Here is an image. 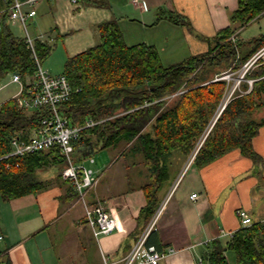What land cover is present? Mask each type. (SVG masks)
<instances>
[{"label": "crops", "instance_id": "1", "mask_svg": "<svg viewBox=\"0 0 264 264\" xmlns=\"http://www.w3.org/2000/svg\"><path fill=\"white\" fill-rule=\"evenodd\" d=\"M236 7L237 0H42L29 26L35 41L51 50L60 45L63 49L59 70L43 65L51 75L62 74L68 58L98 45V26L111 20L118 23L127 45H153L163 65L169 66L208 52L209 40L229 26ZM15 26L10 23L12 32ZM246 26L230 40L241 46L236 48L237 59L253 50L252 40L257 38L240 39ZM20 83L24 89L21 78ZM245 84L247 93L251 88ZM17 85L18 96L13 98L23 94ZM255 117L264 119V107ZM94 140L87 153L75 157L97 177L87 202L99 201L113 214L115 231L95 238L85 222L83 205L70 197L73 189L60 176L64 165L47 167L36 173L47 183L42 191L8 202L0 198V264H101L103 256L120 260L130 251L148 224L138 220L145 205L141 186L147 181L146 172L134 159L121 155L122 146L98 151ZM252 147L260 164L234 150L201 168L190 163L183 172V165L174 184L168 185L170 180L165 184L159 193L163 210L151 242L159 250L171 247L177 253L160 264H201L213 240L228 239L225 233L240 229L238 210H244L253 223L264 222V126ZM174 160L184 164L186 159L174 157L172 164ZM192 194L197 195L195 200L190 199Z\"/></svg>", "mask_w": 264, "mask_h": 264}, {"label": "trees", "instance_id": "2", "mask_svg": "<svg viewBox=\"0 0 264 264\" xmlns=\"http://www.w3.org/2000/svg\"><path fill=\"white\" fill-rule=\"evenodd\" d=\"M12 2L0 0V81L8 74L19 75L24 85L22 96H27L30 85L26 82L33 81L36 63L24 37L11 30L8 10ZM263 13L264 0H237L229 26L209 40L212 46L208 52L169 66L163 65L153 45H127L116 20L98 26V45L66 60L62 75L71 94L59 106V113L74 127L95 123L72 142L75 154L87 153L94 138L98 151L122 146V156L143 166L147 176L141 186L145 205L138 216L143 223L149 224L159 207V193L170 180L173 158H190L204 136L192 161L196 167L207 166L234 150L255 164L261 163L252 140L264 126V119L255 117L264 107V64L246 74V79L254 80L251 89L242 93L248 87L241 83L205 134L226 93V81L216 78L228 70L237 72L264 47L262 34L252 40L253 50L237 59L239 43L230 42V38ZM34 51L42 63L51 47L36 39ZM179 90L184 92L168 99ZM48 110L21 108L17 98L0 105V198L5 202L42 191L47 183L38 180L36 173L64 165L58 148L8 156L11 140L27 138L36 131ZM70 197L77 198L73 190ZM154 234L153 229L147 244L159 250L151 242ZM201 264H264V222L241 227L228 239L213 240Z\"/></svg>", "mask_w": 264, "mask_h": 264}, {"label": "built area", "instance_id": "3", "mask_svg": "<svg viewBox=\"0 0 264 264\" xmlns=\"http://www.w3.org/2000/svg\"><path fill=\"white\" fill-rule=\"evenodd\" d=\"M41 1L42 0H13L8 12L10 23L18 26L24 33L23 37L25 43L32 52L36 63L34 80L26 91L27 96L18 98L19 107L29 110L48 108V115L41 119L39 128L33 131V134L29 135L27 138L15 137L11 140L8 156L22 157L36 152L58 148L64 160V167L60 173L61 178L69 183L76 194L77 201L83 205L85 221L90 227L93 236L95 238L106 236L115 231L116 221L113 214L109 212L101 202H95L92 206L88 204L86 195L87 192L92 190L97 184V177L91 168L86 167L83 163L78 161L79 159L77 160L72 144V142L79 138L80 133L85 127L94 126L95 123L87 122L84 127H74L61 116L58 108L70 97L71 86L64 75H51L41 66L34 51L35 40L28 32L29 22L35 17V8ZM230 40H234V38L231 37ZM260 64H264V47L255 52V54H253L238 70L239 76L236 77V80L232 79L235 81L231 89L233 93L239 90L238 87L242 82L247 83L251 87L253 81L246 79L245 76ZM229 79L231 80L230 76H220L216 78V80H224L226 82H229ZM11 82L19 84L20 89H23L19 75H13ZM183 92L184 90H180L177 95ZM171 97H175V95ZM231 97L232 96L229 98L231 99ZM224 108L225 106L220 104L216 112V118L210 123L205 135L208 134ZM204 139L205 136L202 138L201 142H199L194 154L190 157V163ZM89 161L90 163H94L93 159H89ZM196 198V194L190 196L191 200H195ZM160 212L161 210L159 209L151 222L139 235L133 247L122 259L110 260L103 256L101 264H160L167 258L174 256L177 251L171 247L158 250L154 246H149L147 244V238L154 228ZM237 217L240 222V228L248 227L253 223L244 210H238ZM232 234L233 233L228 232L224 235L229 238ZM2 241L3 236L0 234V243Z\"/></svg>", "mask_w": 264, "mask_h": 264}, {"label": "rangeland", "instance_id": "4", "mask_svg": "<svg viewBox=\"0 0 264 264\" xmlns=\"http://www.w3.org/2000/svg\"><path fill=\"white\" fill-rule=\"evenodd\" d=\"M12 29V28H11ZM13 32L16 34V35H21V37L24 36V33L22 32V30H20L17 26L13 27ZM28 32L30 34V36L32 37V33H33V29L28 26ZM264 33V15L261 16L259 19H256L254 21H252L251 23H249L241 32H240V39L243 41V42H247L248 40L254 38V37H258L260 34H263ZM132 37H127L126 38V41H131ZM127 43H131V42H127ZM239 50H241V46L239 45L238 46ZM55 47H52V52L54 51L52 57L48 60H45L43 61L42 63L40 62L41 66L45 67V65L47 66L48 65H51L53 66V69L52 71H57L59 70L62 62H61V57L63 56V49L60 46H58V48H56L55 50ZM255 54V53H254ZM252 57V56H251ZM250 57V58H251ZM249 58V59H250ZM248 59V60H249ZM63 61V60H62ZM45 63V64H44ZM245 64V63H244ZM243 66V65H242ZM43 67V68H44ZM45 69V68H44ZM219 76H230L231 80L229 82H226V93H225V96L221 102V105L222 106H226L227 103L229 102L228 100H230V96H232L233 92H232V87L234 86L235 84V81L232 80V79H235L236 80V77L239 76V71L238 72H231V71H227V72H224L222 74H220ZM12 79V75L11 74H8L6 75L1 81H0V86H4L0 89V103H4L5 101H7L8 99L10 98H13V97H17L18 96V91H19V87L17 84H14L12 82H10ZM34 80V79H33ZM250 80V79H249ZM253 81V80H252ZM33 82V81H32ZM244 83V82H242ZM249 86V85H248ZM252 86V85H251ZM240 87V85H239ZM238 87V88H239ZM249 88H251L249 86ZM180 91V90H179ZM179 91L177 93H179ZM175 95L176 96H179V95ZM242 93H245L242 92ZM181 95V94H180ZM171 98H174V97H168V99H171ZM18 99V98H17ZM167 100V98H166ZM170 101V100H168ZM218 115V114H217ZM216 118V115L215 117ZM218 118V117H217ZM182 160V159H180ZM185 160V159H184ZM193 161V160H192ZM186 162V163H185ZM184 162V164L180 163V162H175L174 160V163L171 164V169H173V174L171 175V179L169 181V184L168 185H171L173 183V181L176 179V172L183 166L182 170L184 172V170L186 169V167H188L190 165V158L186 159ZM180 163V164H179ZM189 163V164H188ZM192 163V162H191ZM177 181V180H176ZM176 183V182H175ZM174 184V183H173ZM167 189V188H166ZM166 192V191H165ZM163 206H159L157 211L155 212V214L158 212V210H163L162 209ZM162 213V211L160 212V214ZM154 214V216H155ZM159 214V216H160ZM153 216V217H154ZM158 216V217H159ZM152 220V219H151ZM151 222V221H150ZM149 222V223H150ZM155 227V226H154ZM154 229V228H153ZM152 229V230H153Z\"/></svg>", "mask_w": 264, "mask_h": 264}]
</instances>
